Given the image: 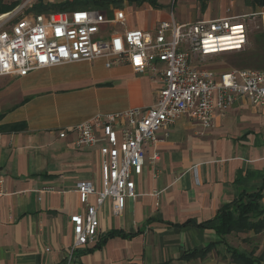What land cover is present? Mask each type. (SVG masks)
<instances>
[{
	"label": "crops",
	"instance_id": "0c3cea01",
	"mask_svg": "<svg viewBox=\"0 0 264 264\" xmlns=\"http://www.w3.org/2000/svg\"><path fill=\"white\" fill-rule=\"evenodd\" d=\"M67 1L0 0L4 10L14 6L0 16L48 14ZM159 4L122 1L116 7L125 20L107 24L105 35L155 32L175 18ZM162 87L148 70L136 72L127 62L107 67L104 58L0 76V264H64L70 255V264H237L229 246L264 254V230L222 238L215 229L221 208L243 193H260L264 213V114L245 97L218 115L212 129L203 131L188 117L161 128L162 141L145 145L137 196L127 198L121 214L107 200L98 212L97 240L71 254L70 217L85 212L77 183L101 188L102 156L98 147H78L75 131H61L98 113L151 107ZM212 242L203 257L185 258Z\"/></svg>",
	"mask_w": 264,
	"mask_h": 264
},
{
	"label": "built area",
	"instance_id": "2783aa9c",
	"mask_svg": "<svg viewBox=\"0 0 264 264\" xmlns=\"http://www.w3.org/2000/svg\"><path fill=\"white\" fill-rule=\"evenodd\" d=\"M124 20V9L112 3L20 19H15V13L0 16V76L104 58L107 67L127 62L134 71L148 70L153 81L163 83L151 107L98 113L61 131V136L75 131L78 147H98L102 156L101 188L91 181L77 183L85 212L70 217L71 254L97 240L98 212L107 200L113 212L121 214L127 198L137 196L135 177L143 172L145 145L162 141L161 128L188 117L203 131L212 129L218 115H224L241 97L264 114V70H215L204 64L211 57L245 49L248 26L244 21L221 17L178 23L172 14L155 32L127 29L105 35L107 24H123ZM158 156L155 153L152 159ZM43 189L52 192L53 186ZM92 194L95 202L90 201ZM70 262L71 255L64 264Z\"/></svg>",
	"mask_w": 264,
	"mask_h": 264
},
{
	"label": "trees",
	"instance_id": "16d2710c",
	"mask_svg": "<svg viewBox=\"0 0 264 264\" xmlns=\"http://www.w3.org/2000/svg\"><path fill=\"white\" fill-rule=\"evenodd\" d=\"M142 3L149 1L153 5L157 4V0H132ZM246 3L255 1L256 3L264 6V0H244ZM120 6L122 1L112 0L107 2H88L72 0L63 4H55L52 6L51 11L66 12L79 8H102L108 7L110 4ZM14 6L4 10L0 8V14L10 11ZM237 60V66L242 67H256L255 69L264 70V30L259 31L255 36V44L252 48L244 49L235 56ZM260 197V193H243L241 194L233 204L226 205L221 208L218 213L219 224L215 227L216 232L222 238L227 237L232 233H248L255 231L259 233L264 230V213L260 210L257 199ZM115 233H110L114 235ZM216 245V242L208 244L201 250H194L193 252L185 254V258L203 257L210 252ZM227 250L230 254V259L237 264H262L263 255L255 256L251 253L247 254L241 252L238 248L229 246Z\"/></svg>",
	"mask_w": 264,
	"mask_h": 264
},
{
	"label": "rangeland",
	"instance_id": "374dc122",
	"mask_svg": "<svg viewBox=\"0 0 264 264\" xmlns=\"http://www.w3.org/2000/svg\"><path fill=\"white\" fill-rule=\"evenodd\" d=\"M159 3L163 12H174L178 23L216 19L223 16L244 21L248 26V42L245 49L252 48L255 44V36L259 31L264 30V6L255 1L246 3L244 0H175L173 4L171 0H159ZM239 52L211 57L205 65L216 69L244 68L237 66L235 56Z\"/></svg>",
	"mask_w": 264,
	"mask_h": 264
},
{
	"label": "snow or ice",
	"instance_id": "6c2138e0",
	"mask_svg": "<svg viewBox=\"0 0 264 264\" xmlns=\"http://www.w3.org/2000/svg\"><path fill=\"white\" fill-rule=\"evenodd\" d=\"M116 44H117V47H119V46H120V42H119V41H117V42H116Z\"/></svg>",
	"mask_w": 264,
	"mask_h": 264
}]
</instances>
